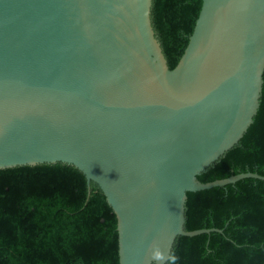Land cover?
Instances as JSON below:
<instances>
[{
	"label": "water",
	"instance_id": "1",
	"mask_svg": "<svg viewBox=\"0 0 264 264\" xmlns=\"http://www.w3.org/2000/svg\"><path fill=\"white\" fill-rule=\"evenodd\" d=\"M153 0H0V170L64 163L107 197L120 264H157L188 230V193L240 143L264 86V0H203L171 69ZM159 264H167L161 261Z\"/></svg>",
	"mask_w": 264,
	"mask_h": 264
},
{
	"label": "trees",
	"instance_id": "2",
	"mask_svg": "<svg viewBox=\"0 0 264 264\" xmlns=\"http://www.w3.org/2000/svg\"><path fill=\"white\" fill-rule=\"evenodd\" d=\"M203 0H153L152 22L171 69L188 46ZM264 176V86L254 123L238 145L203 172L211 182ZM188 230L177 264H264V180L246 178L188 193ZM117 216L103 191L64 163L0 170V264H120Z\"/></svg>",
	"mask_w": 264,
	"mask_h": 264
},
{
	"label": "clouds",
	"instance_id": "3",
	"mask_svg": "<svg viewBox=\"0 0 264 264\" xmlns=\"http://www.w3.org/2000/svg\"><path fill=\"white\" fill-rule=\"evenodd\" d=\"M148 255L150 258L159 264L161 261H167V264H177L178 257L175 254H168L167 257L162 253L159 244L157 242H152L148 248Z\"/></svg>",
	"mask_w": 264,
	"mask_h": 264
}]
</instances>
